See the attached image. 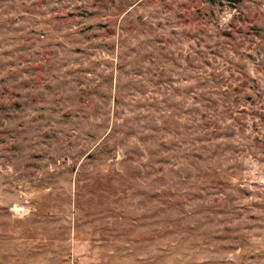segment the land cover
I'll return each instance as SVG.
<instances>
[{"label":"rangeland","instance_id":"1","mask_svg":"<svg viewBox=\"0 0 264 264\" xmlns=\"http://www.w3.org/2000/svg\"><path fill=\"white\" fill-rule=\"evenodd\" d=\"M0 264H264V0H0Z\"/></svg>","mask_w":264,"mask_h":264},{"label":"trees","instance_id":"2","mask_svg":"<svg viewBox=\"0 0 264 264\" xmlns=\"http://www.w3.org/2000/svg\"><path fill=\"white\" fill-rule=\"evenodd\" d=\"M236 1L240 2L241 0H236Z\"/></svg>","mask_w":264,"mask_h":264}]
</instances>
